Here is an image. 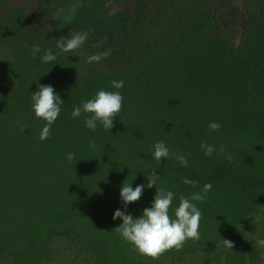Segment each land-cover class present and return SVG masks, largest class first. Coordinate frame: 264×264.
Masks as SVG:
<instances>
[{"label":"trees","instance_id":"trees-1","mask_svg":"<svg viewBox=\"0 0 264 264\" xmlns=\"http://www.w3.org/2000/svg\"><path fill=\"white\" fill-rule=\"evenodd\" d=\"M223 1L127 0L116 7L126 14L121 28L110 34L96 28L80 49L65 53L57 42L78 31L38 24V0H0V256L39 264L52 255L54 239L65 237L92 252L97 264H167L163 258L218 251L264 211V0H241L242 20L226 24ZM33 45L41 49L35 57ZM44 50L56 61L42 63ZM98 53L107 55L87 61ZM113 80L123 87L113 88ZM38 82L53 85L64 101L43 141L45 121L30 99ZM101 89L123 97L110 131L99 123L95 131L86 128L83 112L71 116ZM211 121L220 129L210 132ZM161 140L188 166L174 158L157 165L151 152ZM202 142L217 150L205 155ZM152 169L158 185L177 197L212 185L204 201H194L199 239L154 258L122 239L115 229L122 221L112 219L123 207L122 183H146ZM155 191L146 188L128 211L140 215ZM261 261L255 240L237 238L223 264Z\"/></svg>","mask_w":264,"mask_h":264},{"label":"clouds","instance_id":"clouds-1","mask_svg":"<svg viewBox=\"0 0 264 264\" xmlns=\"http://www.w3.org/2000/svg\"><path fill=\"white\" fill-rule=\"evenodd\" d=\"M57 17L60 18L64 14L58 12ZM67 19V17H64ZM87 39V33L79 32L72 34L69 38L58 41L57 48L61 52L69 53L80 49ZM41 52L39 45H33L32 55L35 57ZM107 53H98L90 55L87 58L89 63L98 62ZM42 63H51L56 61L57 54L51 50H44L40 56ZM112 87L120 89L123 87V81H111ZM31 106L35 116L45 121L40 134V140H45L50 134L52 125L56 122L61 113V106L64 104L59 93L51 84L37 83V90L31 92ZM123 97L119 91L99 90L95 95L82 101L80 105L75 106L71 116L73 119L84 116V125L86 128L95 131L98 123L106 130H111L114 126V118L119 116L122 108ZM221 124L211 121L208 124L210 132L219 130ZM94 148V145H90ZM201 150L205 155L211 156L217 149L214 145L202 142ZM219 151L224 152V148L220 147ZM152 158L157 165L162 164V160L166 163L169 159L174 158L181 166H188V160L184 154L176 153L170 150L166 143L161 140L153 145L151 152ZM75 153H68L67 159L73 160ZM226 159L231 161V156L226 155ZM147 182L137 184L133 187V183H122L119 197L123 207L114 210L113 221L119 219L122 221L115 229L126 242L130 243L136 251L142 255L156 257L165 250L176 248L179 249L187 239H199V225L201 219V211L197 207L196 202H202L211 190L212 185L205 183L200 192L192 193L191 196H176L170 189H166L158 185L159 174L157 169H152L146 176ZM136 179V178H135ZM134 179V180H135ZM133 180V181H134ZM132 181V182H133ZM186 185H195L197 182L188 178L183 179ZM156 191L149 207L143 208L138 216H134L128 211V206L140 200L146 188H153ZM178 199V204L174 205L173 201ZM171 212V214H170ZM226 242L232 244L229 240ZM264 246V239L257 242Z\"/></svg>","mask_w":264,"mask_h":264},{"label":"rangeland","instance_id":"rangeland-1","mask_svg":"<svg viewBox=\"0 0 264 264\" xmlns=\"http://www.w3.org/2000/svg\"><path fill=\"white\" fill-rule=\"evenodd\" d=\"M127 0H38V6L33 14L38 24H49L56 31L66 33L70 30L88 33L96 28L104 27L108 33L121 28L126 14L117 6ZM241 0H224L222 2L221 22L226 24L234 20H242ZM64 15L60 18L57 13ZM64 17H67L65 19ZM237 238L253 239L256 243L264 239V211L260 207L248 221L240 225L231 243ZM262 252L264 264V246L257 243ZM232 244L223 241L218 251L211 254L199 253L189 255L181 261L172 262L163 258L167 264H223L226 253ZM52 255L39 264H97L89 250L73 244L65 237H56L53 242ZM0 264H15L8 257L0 256Z\"/></svg>","mask_w":264,"mask_h":264},{"label":"flooded vegetation","instance_id":"flooded-vegetation-1","mask_svg":"<svg viewBox=\"0 0 264 264\" xmlns=\"http://www.w3.org/2000/svg\"><path fill=\"white\" fill-rule=\"evenodd\" d=\"M255 242H256V241H255ZM256 244H257V243H256ZM257 246H258V245H257ZM258 247H259V246H258ZM260 250H261V249H260ZM261 254H262V252H261ZM225 255H226V254H225ZM224 257H225V256H224ZM223 260H224V259H223ZM262 260H263V257H262ZM261 262H262V261H261ZM261 262H260V263H261ZM260 263H256V264H260Z\"/></svg>","mask_w":264,"mask_h":264}]
</instances>
